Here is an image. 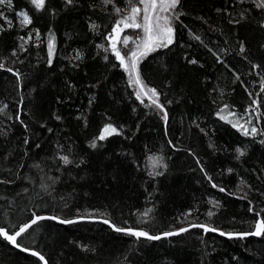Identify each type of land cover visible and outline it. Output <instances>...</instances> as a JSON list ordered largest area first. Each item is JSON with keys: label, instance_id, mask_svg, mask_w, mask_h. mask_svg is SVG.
Segmentation results:
<instances>
[{"label": "trees", "instance_id": "obj_1", "mask_svg": "<svg viewBox=\"0 0 264 264\" xmlns=\"http://www.w3.org/2000/svg\"><path fill=\"white\" fill-rule=\"evenodd\" d=\"M87 2L92 3L93 0ZM13 3L17 11L30 7L28 0H13ZM118 4L123 7L125 0H118ZM234 4L235 0H187L185 10L188 15L181 17L176 26L177 43L170 50L154 53L142 62V75L149 86L166 93V96H161L162 102H173L167 106L170 114L167 137L160 117L135 101L133 89L127 85L126 74L111 66L117 63L115 58L109 54L110 63H105L103 52L97 55V44L108 46L103 36L110 31L114 16L93 15L101 25L98 31L103 36L88 31V15L83 10L63 13L54 24L35 21L45 41L46 27L52 26L57 30V57L53 68L49 69L46 66V48L43 45L33 47L32 42L27 45L29 51L20 54L24 63H12L15 58H10L11 50L20 42L19 36L27 37L29 29L21 28L20 18L0 6V12L13 22L11 30L0 35V63L18 68L25 75V86L20 89L15 86V77L11 73L0 70V107L8 105L0 113V179L11 181L0 185V197H4L0 199V227L15 231L29 220L32 212H37L72 219L107 218L120 226L143 227L156 234L192 223H208L226 232L249 230L254 215L247 211L248 201L238 197L247 194L257 211L264 207V196L257 191L264 190V147L219 121L215 113L224 103L239 114L251 105L252 98L264 100V93L256 95L264 71L253 70L248 61L234 54L237 47L235 38H247L255 53L251 57L252 62H264V53L257 51V41L261 37L254 23L233 27L227 23V13L215 11L218 7L227 8L235 14L241 7L248 6L246 3L234 8ZM200 16L207 23L195 18ZM3 23L0 20V24ZM190 30L204 43L193 39L189 35ZM65 33L71 34L72 39L69 40ZM124 35L134 36L135 33L128 29L122 33L121 39ZM226 39L228 44L224 43ZM119 47L123 48V45ZM208 48L218 53L221 49L233 53L221 55L228 67L217 63ZM77 50L84 53V60L73 61L80 64L73 70L69 59ZM185 57L198 59L204 67L189 65ZM61 67L65 68L64 72L59 71ZM236 75H239V80H236ZM65 81H70L75 87L65 88ZM97 82L100 88L87 87ZM32 88H37V92L32 93ZM249 92L253 93L251 98ZM21 94L25 97L23 105L19 104ZM92 95L96 96V101L89 109L88 99ZM58 96L63 98V103H56ZM251 107L255 109L256 106ZM133 108L136 111H132ZM259 111L264 114V107ZM52 113L61 114L63 122L52 119ZM105 114H111L116 123L124 126L125 134L131 137V140L112 138L103 149L105 156L128 152L136 158L140 171H136L135 165L115 157L105 168V161L93 156L90 171L71 168L64 169L62 175L52 158L57 141L65 149L69 146L76 150L86 148L104 123ZM17 115L28 124V133L16 120ZM77 115L88 118L87 128L82 120L75 119ZM248 115L244 113L241 122ZM251 119L254 126L264 129V120H257L255 111L251 113ZM193 121L209 135H204ZM41 123L52 127L54 132L49 134L41 129ZM26 136L30 140L27 146L22 143ZM168 139H172L180 150H173L167 144ZM37 142L41 144L39 149L34 146ZM210 143L214 149L208 147ZM245 145L248 146V155L237 161L234 149H243ZM189 150L197 154L213 182L224 187L225 192L211 187L199 171L194 157L188 155ZM25 151L27 155H24ZM159 155L165 157L168 170L157 181H148L145 169L150 170L152 163L148 156ZM37 164L39 168L35 167ZM229 168L233 170L231 173ZM114 169L118 171V181L112 180ZM57 178L59 182L54 185L52 196L43 194L42 185L51 184ZM248 185H251V190ZM25 188L27 193H24ZM213 201L220 207H215ZM147 208L153 209L150 217L145 218L150 219V223L141 224V214ZM209 211L214 213L212 217L208 216ZM69 241L95 248L97 252L95 255L85 254L70 246ZM19 242L41 251L50 264H264V238L228 240L215 233L205 234L199 228L170 239L136 243L134 238L113 233L106 225L97 222L65 226L45 221L30 229L19 238ZM34 262L39 264L35 258L20 253L0 239V264Z\"/></svg>", "mask_w": 264, "mask_h": 264}, {"label": "snow or ice", "instance_id": "obj_2", "mask_svg": "<svg viewBox=\"0 0 264 264\" xmlns=\"http://www.w3.org/2000/svg\"><path fill=\"white\" fill-rule=\"evenodd\" d=\"M28 3L30 5L29 8L17 11L13 0H0V6L6 7L8 11L14 12L15 15L20 18L19 23L21 28L29 29L27 37L19 36L18 39L20 42L11 50L10 58H15L12 59L13 64H16L17 62L20 64L24 63V61L20 59V54L28 52L29 49L27 45L29 42H32L33 47L40 48L41 45H43L46 48V66L49 69L53 68L54 61L57 57V30L52 26L46 27L45 41L44 36L41 34V28L35 26V21H48L50 24H54L59 20L63 13L73 9L83 10L85 11V14L88 15V31L92 32L94 35L99 34L103 36V33L98 31L101 25L93 19V15L101 13L108 16H114L115 19L112 22L110 31L107 32L106 36H103V38L107 41L108 46L105 47L103 44H97V55L99 56L101 52H103L102 59L105 63H110L109 54L115 58L117 63L112 64L111 66L113 68L118 67L124 74H126L127 85L133 89L135 101L139 102L140 105H144L147 109L158 115L164 124V135L166 137L169 135L170 114L167 106L171 105L173 102L171 100H167V103L162 102L161 96H166V93L158 90L155 86H149V83L146 82L145 77L142 75L141 64L154 53L162 52V50H170L171 47L177 43L176 26L178 22H181V17L188 15L185 10L187 7V0H125L123 7L119 6L118 0H98V3L96 0H93L92 3H88L87 0H28ZM246 3L248 6L241 7L239 11L235 12V14L232 11H228L227 8L218 7L215 11L218 14L227 13L229 17L227 23L233 27L254 23L255 29L261 37V39L257 41V51L264 53V0H235L233 7L235 8L236 5L243 6ZM195 18L207 23L202 16ZM0 20L4 21L3 24H0V35H3L4 32L11 30L13 22L8 19L3 12H0ZM5 25H7V27H5ZM128 29L133 30L135 35H124L121 39L122 33ZM33 33L35 40H33ZM65 35L69 40L72 39L71 34L65 33ZM189 35L192 36L193 39L204 43L198 34H194L193 30L189 31ZM130 42L133 45L131 48H129ZM224 43L228 44L229 41L226 39ZM235 43L237 47L233 50V52L236 56H239L242 60L248 61L253 70L264 71V62H252L251 57L255 53H253L251 47L248 45L247 38L236 37ZM121 44L123 45V48L118 47V45ZM204 46L207 47V44ZM124 49H127V51H124ZM208 51L213 57H215V61L217 63L228 67L226 61L221 58V55L233 53H229L228 49H221L219 53L217 51H213L212 48H208ZM83 60L84 53L77 50L75 56L69 59V65L73 70H76L80 67V64L73 63V61L82 62ZM185 60L189 65H198L201 68L204 67V65L200 64L196 58L185 57ZM0 70L11 73V75L15 77V86L17 88L22 89L25 86V75L18 68L14 69L13 67H6L5 63H0ZM229 70L231 71V69ZM59 71L64 72L65 68L61 67ZM235 78L236 80L240 79L239 75H236ZM100 86L99 82L87 85L89 89H98ZM169 86H171V84ZM41 87L43 86L41 85ZM64 87L72 89L75 85H73L70 81H65ZM31 91L32 93H35L37 92V88H32ZM245 91H247V89H245ZM261 93H264V76L261 77L259 92L256 93V95L259 96ZM248 95L251 98L253 93L249 92ZM24 100L25 97L21 94L19 104L23 105ZM95 101V95L89 97V109L93 107ZM63 102V98L58 96L56 103L60 104ZM213 103H215V100ZM251 105H255V109H253ZM251 105L248 108H245L243 113L238 114L231 109L229 104L224 103L223 107H218L215 116L219 121H223L225 124L230 125L231 128L235 129L236 132L240 133L242 136L246 138L250 137L254 142L258 143L261 147H264V129L254 126L251 119V113L255 111L256 119L264 120V114H261L259 111L261 107H264V100L252 98ZM7 107V104L0 107V113H3ZM132 111H136V109L133 108ZM244 113L249 115L248 118H244L243 122H241V119L244 117ZM232 117H235V119H232ZM51 118L61 123L64 120V117L57 113H52ZM75 119L77 121L82 120L85 128L89 126L88 118L86 116L77 115L75 116ZM103 119L104 123L99 127L97 134H95L88 141L86 148L84 149L76 150L71 146L65 149V147L57 141V149L56 152L53 153L52 157L57 163V171H60L62 175L64 174V169L74 168L80 169L81 171L88 169L90 171L89 165L91 164V158L93 156L101 157L102 160L105 161V168H107L108 164H110L115 157L119 158V160L135 165L136 171H140L139 166L136 165V158L128 152H114L111 156H105L103 149L109 142L112 141V138L120 137L124 140H131V137L125 134L124 126L116 123L111 114H105ZM16 120L23 127L25 133L30 131L28 124H26L24 120L20 119L19 115L16 116ZM193 123L200 129L201 132L204 133V135H209L205 129L200 128L199 123H196L195 121H193ZM138 127L139 126H137V128ZM40 128L45 129L49 134L54 132L52 127H48L47 124L44 123L40 124ZM257 137H260V139L257 140ZM22 143L27 146L30 143L29 138L26 136ZM167 144L175 151L180 150L176 148L172 139H168ZM34 146L37 149L41 148V144L39 142L35 143ZM208 147L211 149L215 148V146L211 143ZM234 151L236 153V160L240 161L242 158L247 157L248 146L245 145L243 149L241 147H236ZM27 154V151H25L24 155ZM188 155L194 157L199 171L203 173L212 188L218 189L221 193L226 191L224 187H220L217 183L213 182L212 176L208 174L204 164L201 162L196 153L189 150ZM148 160L152 162L150 170L145 169L148 181L155 182L158 178L164 177L168 170V164L165 162V157L163 155L148 156ZM35 167L39 168L40 165L37 164ZM232 171L233 170L231 168L228 169L229 173ZM104 175L107 177L108 173L105 171ZM111 176L113 181H118L119 174L117 170L114 169ZM72 179H76V176H72ZM80 179H87V177H80ZM58 182L59 179L57 178L53 179L51 184L42 185L41 192L51 197L52 192L55 190L54 185ZM9 183H11V181L0 179V185H7ZM248 189L251 190V185H248ZM27 191L28 189L25 188L24 193H27ZM145 191H148V189L145 188ZM257 191L259 195L264 196V190ZM239 198H243L248 201L247 211L254 215V221L247 231L226 232L208 223H192L190 227H179L156 234L144 229L143 227L134 228L131 226H120L113 220L107 218H102L93 222L106 225L113 233L134 238L136 243H140L141 241L152 243L164 239H170L172 237L188 233L191 228L202 229L205 234L217 233L220 237H226L228 240H245L248 237H255L257 239L264 238V207H261L259 211H257L256 205L253 204L247 194L243 197H238V199ZM0 199H4V197H0ZM41 199H43V195H41ZM212 203L215 207H220V205L215 201ZM152 211L153 209L151 208L145 209V211L141 214V224L150 223V219L145 218H149ZM188 215H191V213L189 212ZM213 215L214 213L212 211L208 212L209 217H212ZM84 219V217L72 219L62 218L57 215H43L38 214L37 212H32L29 220L22 223L15 231L10 232L8 229L0 227V239L6 241L20 253H24L27 256L35 258V261H38L39 264H50V260L46 258L41 251L22 245L19 242V238L24 236L30 229H33L34 226L39 225L41 222L54 221L59 225L71 226L83 222ZM127 223V221L124 222L125 225H127ZM68 243L70 246L78 248L85 254L95 255L97 252V249L84 246L75 241H69Z\"/></svg>", "mask_w": 264, "mask_h": 264}, {"label": "water", "instance_id": "obj_3", "mask_svg": "<svg viewBox=\"0 0 264 264\" xmlns=\"http://www.w3.org/2000/svg\"><path fill=\"white\" fill-rule=\"evenodd\" d=\"M75 219H79V218H75ZM99 219H101V218H85L83 222H93V221H96V220H99ZM187 227H190V226H187ZM215 234H217V233H215Z\"/></svg>", "mask_w": 264, "mask_h": 264}, {"label": "rangeland", "instance_id": "obj_4", "mask_svg": "<svg viewBox=\"0 0 264 264\" xmlns=\"http://www.w3.org/2000/svg\"><path fill=\"white\" fill-rule=\"evenodd\" d=\"M129 30H131V29H129ZM118 47H119V45H118Z\"/></svg>", "mask_w": 264, "mask_h": 264}, {"label": "bare ground", "instance_id": "obj_5", "mask_svg": "<svg viewBox=\"0 0 264 264\" xmlns=\"http://www.w3.org/2000/svg\"><path fill=\"white\" fill-rule=\"evenodd\" d=\"M88 218V217H87ZM93 218V217H92ZM94 223V222H93Z\"/></svg>", "mask_w": 264, "mask_h": 264}]
</instances>
